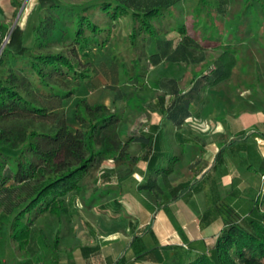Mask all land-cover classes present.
Here are the masks:
<instances>
[{
    "label": "trees",
    "instance_id": "obj_1",
    "mask_svg": "<svg viewBox=\"0 0 264 264\" xmlns=\"http://www.w3.org/2000/svg\"><path fill=\"white\" fill-rule=\"evenodd\" d=\"M54 1L35 0V3L38 7H43ZM113 1L118 9L109 15L110 27L104 38H90V35L83 32L82 26L71 38L68 35L76 46L77 53H82L88 62L83 68H77L71 56L48 52L32 56L29 60V76L23 73L22 66L8 68L7 73L3 74V56H0V149L14 151V154H9L0 150V212L1 215L8 216L5 220H0V236L6 231L16 250H28L34 257L42 254L40 264H56L60 242L66 232L65 221H69L71 217L77 215L85 228L94 235L95 230L91 224L74 206L75 200H83L89 189V186L83 183L84 176L92 170H97L99 181H116L122 175V169L128 170L137 162L138 157L133 154L134 145L146 147L142 157L147 159L148 146L152 142L151 134L145 130L138 134L126 135L123 131L126 126L122 120V112L114 105L92 102L86 96L80 95L73 99L68 117L63 113L64 99L70 98L75 90L88 82L94 74V62L90 53L93 49L100 50L107 46L112 31L121 21L126 22L123 28L127 44L135 51L145 36L156 37L160 32L150 18L158 16L161 10L168 9L179 0H102L94 5L104 8ZM218 4L221 5L220 2ZM88 6L91 4L79 5L78 11L82 12ZM15 14L16 11L13 12V18ZM80 19L87 23L90 30H100L99 23L83 15ZM8 27L4 22V15L0 12V45ZM157 42L162 50L155 53L144 52L140 60L139 54L133 57L130 63L126 57L122 60L116 57L124 75L133 80L132 87L143 85V71L149 70L161 57L188 63L204 61L206 58L202 53L205 47L199 46L185 32L177 42L160 39ZM31 49L32 46L26 45L23 28L16 23L9 33L2 54H10L13 60L25 57ZM117 52L121 53V50ZM73 57L79 60L78 56ZM217 57L211 71H203L195 76L187 95L199 97L200 91L229 77L234 64L233 56L228 50H222ZM140 62L143 63L141 71ZM65 67L71 69L76 76L72 78L70 72L65 71ZM34 72L37 73L35 79L50 86L52 85L48 78L55 73L76 81V84L74 88H66L67 91L63 94L54 91L42 94L33 85ZM21 81L25 82L24 88L19 87L18 83ZM31 85L39 95H50L53 100L43 103L33 98L30 94ZM182 97L173 98L164 108L175 110L180 107L184 110L178 123L191 116L190 110L185 107L190 100L184 98L182 105L178 103ZM50 113L56 115V119L50 123L45 122L43 118ZM237 135L228 144L245 142L251 136L264 138V129L255 126L249 130H240ZM205 144L199 142L201 146ZM221 152L222 146L215 147L206 154L205 161L213 157V167ZM249 153L252 157L257 156L253 150ZM154 160L155 156H151L148 162L152 165ZM107 161L112 163L102 168L100 164ZM259 163L263 170L259 173L256 184L242 190L231 189L222 197L216 196L203 210L201 224L210 223L216 216L220 217L221 228L218 233L208 243L201 239L189 240L180 245L174 254L173 264H264V157ZM155 186L154 179L144 185L147 189ZM177 186L183 187L185 182ZM197 188L199 189L197 185L192 187ZM240 195L246 199L236 200ZM46 215L56 220L49 244L38 241L43 229L36 226V221ZM149 227L148 225L142 229L141 233L147 232ZM81 249L86 255L94 250L95 246H82ZM27 263L28 260L23 264ZM0 264H3L1 259ZM111 264L126 262L121 256Z\"/></svg>",
    "mask_w": 264,
    "mask_h": 264
},
{
    "label": "crops",
    "instance_id": "obj_2",
    "mask_svg": "<svg viewBox=\"0 0 264 264\" xmlns=\"http://www.w3.org/2000/svg\"><path fill=\"white\" fill-rule=\"evenodd\" d=\"M13 1L16 0H9V5L6 2L2 5L3 1L0 0V12L4 15V22L9 26L11 22L8 23L7 18L14 12ZM30 1V10H26L22 15L25 26L27 18L42 8L37 6L35 0ZM100 1L102 0L88 1L74 6L92 5ZM54 2L57 3L58 0ZM36 25L37 21L31 26L32 41L29 43L25 37L28 46L33 43V30ZM154 25L162 27L158 21ZM163 28L164 32H159L156 37L145 36L142 39V43H139L141 50L138 60L144 56V52L155 53L162 50L158 46V39L177 42L183 35L172 31L166 32L164 25ZM122 29L125 30L123 27ZM125 35L126 33L124 37ZM108 48L109 46L100 50L93 49L90 53L95 71L88 82L81 84L83 96L92 102L99 101L116 106L117 110L120 109L122 112V120L126 126L123 131L126 135L138 134L145 130L151 134L152 142L148 146L147 159L142 157L146 147L134 145L133 154L138 157L137 162L128 170L122 169L120 173L126 174H122L116 181H99L97 173L93 180L95 190L92 192V199L96 202L89 208H84L91 214L101 213L112 224L106 226L101 224L104 228L100 233L97 226L85 218L95 233L93 235L88 230L84 231L83 237L87 240L79 243L75 239L76 231L68 225L70 221H65L66 232L63 233L60 242L56 264H111L121 256L124 257L126 264H173L174 254L180 245L189 240L201 239L208 243L218 233L221 228L219 216L210 223L201 224L200 220L203 210L216 196L222 197L231 189L242 190L257 183L258 175L263 170L259 162L264 157V138L251 136L245 142L228 143L238 136L240 130H249L255 126L263 130L264 110L245 112L238 119L227 120V113L221 109L220 98L215 97L218 92L212 91L226 79L206 87L204 91L199 92V97L187 95L195 76L203 71H193L184 85H180L177 76L169 75L155 78L153 84L137 85L128 89L125 86L126 82L121 80L124 73L117 60V58L122 60L124 54L117 52L118 50L109 53ZM200 62L171 61L161 57L149 67V70L163 63L187 66ZM139 70H142L141 62ZM178 97H182L178 102L180 105L183 104L182 99L190 100L185 106L190 110V117L198 118L211 110L216 120L222 118L220 121L225 130L204 138L202 133L191 129L186 119L178 123L184 110L180 107L175 110L164 109L173 98ZM261 102H264V99ZM132 113L134 116L130 117ZM200 141L206 144L201 146ZM220 146L221 155L218 156L217 163L211 167L214 163L213 161L211 163L213 157L205 161L206 154ZM206 147L207 152L204 151ZM0 150L9 154L11 153L8 151H12L14 154L13 150L4 148ZM250 150L255 151L257 156L252 157ZM151 156H155L152 165L148 162ZM151 179H154L156 186L147 189L144 185ZM184 182L185 186H177ZM195 185L199 186V189H192ZM245 199L243 195L236 198ZM77 202L78 199L75 200V203ZM75 203L74 206L77 207ZM78 210L82 214L80 208ZM6 216L0 212V220H5L8 217ZM148 225L150 226L148 231L141 233ZM2 236L10 238L6 231ZM7 243L6 247L12 249V242L9 240ZM82 246H95V249L85 255L82 253ZM3 254L0 247L1 261L3 264H10V258Z\"/></svg>",
    "mask_w": 264,
    "mask_h": 264
},
{
    "label": "rangeland",
    "instance_id": "obj_3",
    "mask_svg": "<svg viewBox=\"0 0 264 264\" xmlns=\"http://www.w3.org/2000/svg\"><path fill=\"white\" fill-rule=\"evenodd\" d=\"M2 1V5H5V2L9 5V0ZM88 1L96 0H58L57 3H48L27 18V24L25 26L22 22L24 20L22 15L26 10H30L31 1L16 0L14 4V12L16 11V14L14 18L12 17L13 14H10L7 18L8 23L11 22V24L7 28L8 30L4 34L0 45V56H3L4 62L2 73L6 74L8 68L22 66L24 67L23 73L29 76L31 70L29 60L32 56L48 52H59L71 56L75 66L79 69L86 66L88 62L85 60L82 53H77L76 46L72 43L70 38L81 26L84 30L83 32L90 35V38H104L107 29L110 27L109 15L118 9L114 1L104 8L101 5L92 4L82 12L78 11L80 10L79 7L74 6V4H83ZM218 2H220V6ZM218 6L220 8H218ZM17 14L18 17L16 19ZM82 15L93 22L99 23L100 30L95 32L90 30L87 23H85L83 19H80ZM150 20L153 23L157 21L161 23L162 27H157L160 33L164 32L163 25L167 30L166 32L172 31L175 34H182L185 31L189 38L199 46L205 47V51L202 53L206 58L203 62L194 65L182 66L179 64L163 63L154 69H144L143 86L153 84L156 80L155 78L159 76L169 75L177 76L180 85H184L191 77L193 71H211L214 68L215 60L218 58V53L222 50H228V53L234 58L231 73L225 81L221 82L220 86L212 89L213 92H218L215 97L220 98L221 109L227 113L226 119H238L241 114L245 112L251 113L254 110H264V102H261L264 99V0H179L168 9L161 10L158 16L151 17ZM36 21L37 25L33 30L32 49L25 57L12 60L10 54H2L3 48L5 47V44L2 45V43L6 37V41L8 40L9 33L16 23H19L23 28L24 35L28 38L30 43L32 41L31 26L36 23ZM124 25L126 26V22L123 20L114 28L109 37L107 46H109V53L121 50V53L124 54V57H126V60L130 63L136 54H140V48H136V50L133 51L131 49L132 47L127 44L128 41L124 37L125 31L122 29ZM198 54H200V51ZM73 56H78L77 58L79 60L77 61ZM65 71L70 72L72 78L76 76L68 67H65ZM34 73V81L32 80L33 85H35L36 89L42 94H47L50 91L63 94L67 91L66 88H74L76 84V81H71L68 77L55 73L51 74L48 78V81L52 85L50 86L35 79L37 73ZM121 80L126 82L125 86L128 89H131L132 79H128L123 75ZM23 81L18 83L21 88L25 87V82ZM31 88L30 94L33 98L41 100L43 103L53 100L50 95H39L32 85ZM212 91L211 93H213ZM83 93L84 90L80 86L70 98L64 99L63 113H65L67 117L71 111L73 99L75 96L83 95ZM216 111H214V113ZM138 113L141 112L138 111ZM131 116H134V114L132 113L130 117ZM55 119L56 115H52L51 113L46 118H43V120L48 123ZM220 120H222V118H220ZM220 120H216L213 111L209 110L198 118H187L186 122L191 129L202 133L204 138H209L213 133L225 130ZM8 152L12 154V151ZM111 163L112 161L102 162L100 166L103 168ZM121 174L124 175L126 173ZM96 175L97 170H92L84 176L83 183L89 186L85 197L86 200H78L76 205L80 208L83 217L89 222H92L94 226H97V231L101 233L104 228L101 224H105L106 226L111 225L112 222H110V220L107 221L101 213L95 212L96 214H91L90 211L88 212L84 208H89L96 202L92 199V192L95 190L93 180ZM262 208H264V205H262ZM72 218L73 220L70 219V224L68 225L72 226L71 228L76 231L75 236H77V238L75 239H77L79 243H83L87 240L83 237V232L87 231V229L77 215ZM36 226L43 229V233L38 236V241H45L46 244H49L50 236L56 227L55 218L48 215L43 216L36 221ZM61 226L63 228V225ZM64 226L66 227V225ZM9 240L11 241L10 238L0 237L1 254L4 253L3 255L10 258V264H23L27 260V264H40L39 260L42 254L38 257H34L28 250L23 249L18 251L15 249L13 242L12 249H8L6 246Z\"/></svg>",
    "mask_w": 264,
    "mask_h": 264
},
{
    "label": "water",
    "instance_id": "obj_4",
    "mask_svg": "<svg viewBox=\"0 0 264 264\" xmlns=\"http://www.w3.org/2000/svg\"><path fill=\"white\" fill-rule=\"evenodd\" d=\"M20 8H21V7H20ZM17 17H18V14L16 15V19H17ZM6 39H7V37L4 39V41H3L2 45H4V44H5V41H6Z\"/></svg>",
    "mask_w": 264,
    "mask_h": 264
},
{
    "label": "built area",
    "instance_id": "obj_5",
    "mask_svg": "<svg viewBox=\"0 0 264 264\" xmlns=\"http://www.w3.org/2000/svg\"><path fill=\"white\" fill-rule=\"evenodd\" d=\"M189 118V117H188ZM187 119V118H186Z\"/></svg>",
    "mask_w": 264,
    "mask_h": 264
}]
</instances>
